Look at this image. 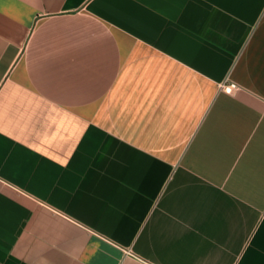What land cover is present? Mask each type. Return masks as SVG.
<instances>
[{
  "label": "crops",
  "instance_id": "crops-1",
  "mask_svg": "<svg viewBox=\"0 0 264 264\" xmlns=\"http://www.w3.org/2000/svg\"><path fill=\"white\" fill-rule=\"evenodd\" d=\"M0 264H264V0H0Z\"/></svg>",
  "mask_w": 264,
  "mask_h": 264
},
{
  "label": "built area",
  "instance_id": "built-area-1",
  "mask_svg": "<svg viewBox=\"0 0 264 264\" xmlns=\"http://www.w3.org/2000/svg\"><path fill=\"white\" fill-rule=\"evenodd\" d=\"M237 88L235 83H230L225 87L226 92L230 93Z\"/></svg>",
  "mask_w": 264,
  "mask_h": 264
}]
</instances>
